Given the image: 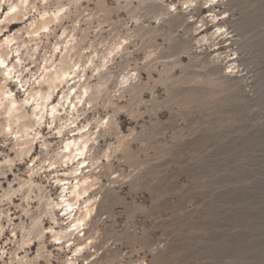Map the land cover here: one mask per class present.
I'll use <instances>...</instances> for the list:
<instances>
[{
	"label": "rangeland",
	"instance_id": "obj_1",
	"mask_svg": "<svg viewBox=\"0 0 264 264\" xmlns=\"http://www.w3.org/2000/svg\"><path fill=\"white\" fill-rule=\"evenodd\" d=\"M186 1L29 0L10 34L44 15L49 30L24 75L72 44L91 86L74 118L97 135L93 243L73 253L82 232L57 244L49 231L54 171L68 169L47 170L68 132L41 128L47 149L18 161L0 116V264H264V0ZM53 214L54 231L69 226Z\"/></svg>",
	"mask_w": 264,
	"mask_h": 264
},
{
	"label": "bare ground",
	"instance_id": "obj_2",
	"mask_svg": "<svg viewBox=\"0 0 264 264\" xmlns=\"http://www.w3.org/2000/svg\"><path fill=\"white\" fill-rule=\"evenodd\" d=\"M213 1H205L209 4L208 8H211ZM5 3L6 0H0V15L4 13L2 6ZM192 3L196 5L195 0H187L183 4ZM28 5L29 0L12 3L3 14L2 19L0 16V116L5 119V128L10 133L11 122L17 125L13 132L16 147L18 146V151H16L18 161L32 158L33 144H36L37 140H41L42 147L47 149L49 144L45 141L41 128L47 126L50 131L55 130L59 139L64 137L65 132H68L66 136L68 134L69 136L63 139L61 148L54 153V159L49 163L50 169L47 171L51 172L58 166H64L68 170L60 174L54 171L56 174L53 177V182L60 190L59 200L49 201L46 210L51 216L54 228L60 225L53 214L55 209H59L65 220H69V226L65 229H59V231H54V228L49 229L53 233V241H57V244H61L62 240L65 239L70 242L71 237L82 232L83 244L76 246L73 251L76 253L79 247L84 250L93 243V236L86 237L85 228L95 210L96 203L95 198L89 197V190L94 184H92L93 181L88 173L97 162L92 155L94 144L97 142V135L91 132L89 128L86 130L90 123L80 127L76 124L79 116L74 118V115H79L80 108L91 104L89 97L91 86L87 83L85 70L80 69L79 63L72 60L71 57L68 56L69 58H67L68 49L73 50L72 44L63 46V52L61 49L58 50V53L55 52L59 54L58 59H55V54L50 56L44 53L41 57L42 67L37 69L39 75L32 82L30 79L34 75L31 70L24 75L26 59L23 56L27 57L31 64H34L36 61H33L32 57L38 51L36 43L34 48H30L29 43L36 40L40 41V31L49 30L44 15L40 18V25L30 22L29 25H25L22 29H15L10 34L17 24L27 21L25 12ZM212 16L213 19L217 18L216 14ZM54 17L56 20L58 19L57 15ZM202 25L204 24L202 23ZM220 28L217 26V31ZM21 32L26 34L27 42H19ZM122 82H128V78L123 77ZM12 86L16 88L18 86L21 91L18 88L12 90ZM19 92L23 93V99L17 97ZM64 114L66 116L62 118ZM34 160L33 158L31 162ZM31 166L32 168L29 170L31 174L27 181L29 187L34 185L32 177L38 172L35 170L34 164ZM35 185L36 187L39 186ZM72 226L73 228L68 230ZM67 264H75V261L67 262Z\"/></svg>",
	"mask_w": 264,
	"mask_h": 264
}]
</instances>
